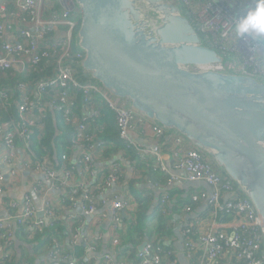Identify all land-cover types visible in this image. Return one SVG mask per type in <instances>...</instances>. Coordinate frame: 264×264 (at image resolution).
<instances>
[{
  "label": "built area",
  "instance_id": "obj_1",
  "mask_svg": "<svg viewBox=\"0 0 264 264\" xmlns=\"http://www.w3.org/2000/svg\"><path fill=\"white\" fill-rule=\"evenodd\" d=\"M177 2L205 43L230 56L224 68L259 77L264 82V66L257 60V52L264 50L258 41L262 20L252 18L245 10L237 11L223 0ZM250 2L246 0L245 5ZM79 14L74 0H0V81L17 83L0 88V108L14 106V115L0 118V161L4 164H0V197L17 182L18 169L43 176L30 183L20 212L19 203L13 201L8 205L11 210L0 217V264H12L16 226L20 225L32 237L46 224L39 212L50 221L57 218L55 201L48 194L54 190L60 203L82 214H91L99 204L109 203L111 243L113 247L119 244L117 230L128 202L124 196L105 194L107 188L122 181L123 168L118 160L121 157L116 159L114 155L107 166H96L100 152L110 146V142L97 136L98 129L104 127L103 122L97 124V119L102 120V109H108L114 117L121 151L135 152L148 167L168 175L167 184L185 181L207 186L190 192L185 206L186 211L192 205L208 208L205 229L200 230L199 224L192 222L182 229L183 253L189 261L264 264L256 255L264 242L258 215L251 202L236 193L238 187L213 160L181 134L167 131L130 107L126 100L112 97L98 83L82 76L79 62L83 52L75 41ZM233 29L240 30L238 37L233 35ZM48 111L56 112L72 127L70 165L61 163L57 168L50 158L37 160L32 154L33 137L42 136ZM146 133L151 134L153 144L149 148L139 147L134 134ZM121 151L118 153L123 154ZM173 171H182V175ZM35 197L41 199L38 208L34 205ZM168 200L169 195L164 193L159 202L162 214L167 213ZM219 212L232 219L218 220ZM73 220L76 222L71 243H75L83 226L79 218ZM244 230H249L250 235H242ZM51 246L50 264H81L74 259L65 261L70 255L61 252L57 241ZM224 252H233L234 259L223 260ZM176 254L171 247L148 241L132 264H176ZM101 264L117 263L112 254L105 253Z\"/></svg>",
  "mask_w": 264,
  "mask_h": 264
},
{
  "label": "water",
  "instance_id": "obj_2",
  "mask_svg": "<svg viewBox=\"0 0 264 264\" xmlns=\"http://www.w3.org/2000/svg\"><path fill=\"white\" fill-rule=\"evenodd\" d=\"M74 1L82 76L206 153L251 202L264 240V82L224 68L228 55L177 0Z\"/></svg>",
  "mask_w": 264,
  "mask_h": 264
},
{
  "label": "crops",
  "instance_id": "obj_3",
  "mask_svg": "<svg viewBox=\"0 0 264 264\" xmlns=\"http://www.w3.org/2000/svg\"><path fill=\"white\" fill-rule=\"evenodd\" d=\"M223 1L237 11L245 10L252 18L260 19L264 23V0H250L251 2L248 5H245L246 0ZM239 33V29H233L235 37H238ZM258 41L264 47V25L258 31ZM257 60L264 66V50L261 49L257 52ZM103 123H106V121H103ZM152 139L150 133L134 134V141L142 148H149L153 144ZM1 152L2 145L0 144ZM115 155H117L116 159L121 157L118 160L122 164L123 180L107 188L105 194L107 196L114 194L124 196L128 202L117 230L119 244L113 247L111 243L112 232L109 223L111 205L109 203L99 204L98 208L91 214H82L76 208L60 203L57 199L58 192L54 190L48 194L55 201L57 218L62 220V225L66 229L59 236V239L53 236L52 243L58 241L63 253H65L66 249L73 252L75 245H83L85 250L80 256L81 262L79 263L81 264H101L102 256L105 253L112 254L117 264H132L138 250L137 247L143 241L161 240L164 245L171 247L178 253L179 245L182 244V229L186 223H198L200 230L206 228L208 221L204 217L205 208L203 204L192 205L190 211L185 210L189 193L193 190L207 188L204 183L175 181L171 184H166V176H164L166 174L162 172L153 175L149 181L145 177L146 171H142L139 166L142 164L146 167V164L138 158H134V154H129L128 158L119 153ZM0 164L4 166L1 161ZM108 164L109 161L105 160L104 155L97 157L96 166L98 165L99 169ZM173 173L178 176L182 175V171H173ZM42 178L41 174L18 169L17 182L9 186L0 197V217H4L7 211L11 210L8 209V205L13 201L19 203L17 211L20 212L22 210L23 196L29 191L30 183L35 179L39 180ZM164 193L169 195L166 214H162L159 210V202ZM34 205L37 208L41 206L39 197L34 198ZM73 218H79L83 222L75 243H71L73 223L76 222ZM49 222L50 220L46 224ZM136 223L140 224V230L134 229ZM13 239L12 254L15 264H50L48 248L51 245L40 247L43 244L41 238L32 239V237L21 233L16 237L13 235ZM90 245L94 246V248H91ZM131 250L133 251L131 252ZM69 255H72L74 260H78L73 253L70 252ZM186 261L187 264H193L188 259ZM176 264H179L177 258Z\"/></svg>",
  "mask_w": 264,
  "mask_h": 264
},
{
  "label": "trees",
  "instance_id": "obj_4",
  "mask_svg": "<svg viewBox=\"0 0 264 264\" xmlns=\"http://www.w3.org/2000/svg\"><path fill=\"white\" fill-rule=\"evenodd\" d=\"M74 15V14H73ZM78 18V22L80 24V19H81V15H77ZM17 83H8L7 81H4V79H2L0 81V88H4L7 86H15ZM15 98V97H13ZM8 114H13L14 115V106L12 105L11 107H8L6 110L1 109L0 108V118H4L6 117ZM103 118H105L103 120ZM105 122V126L102 129H98L97 131V136L103 140H106L107 142H110V146L105 148L104 150H102L100 152V155H104L105 160H108L109 158L113 157L115 154H117L119 151H121L119 148V139H118V135H117V127L114 121V117L111 114V112L108 109H102V120L97 119V124L99 125L101 122ZM72 127L68 124H66L61 116L59 114H57L56 112H51L48 111L47 112V118H46V127L45 130L42 133V136L39 138L38 135L33 137V144L31 145V149H32V154L35 156V158L37 160H42L45 157L50 158V160L52 161V163L55 165V167H59V165L62 163H65L67 165L69 164V161L71 160L70 157H72V144H71V135H72ZM39 134V133H38ZM123 153L124 157L128 158L129 154H134V158H138L139 157L135 154V152L129 150V149H123L121 151ZM140 160V159H139ZM141 161V160H140ZM146 164V167L143 166L141 163L140 168L142 169V171H146V178L147 180L150 181L151 177L155 174H160V171L153 169L152 167H148L147 163L145 161H143ZM138 171V169H136ZM78 168L75 167V173H77ZM163 175V174H162ZM165 179V183L167 184V175ZM121 180H123V176L121 177ZM233 183V182H232ZM235 187H237L235 185V183H233ZM201 189H206V188H201ZM237 194H239L241 197H245L239 190H237L236 192ZM204 217L208 216V208L204 210ZM56 216H58L56 214ZM217 219L222 221V222H226L232 219V216L225 214L224 212H219ZM141 226L140 224L136 223L134 225V229H138L140 230ZM66 229V227H64L62 225V220L56 218L54 220H51L48 224L44 225L43 228L38 231L37 233H35L32 236V239H39L41 238L43 240V244L40 247L43 246H49L52 245V237H58L62 235V232ZM226 231H229V229H226ZM23 234V235H27V232H25V230L19 225L16 226L13 230V235L16 237L19 234ZM242 235L244 236H248L250 235L249 230H244L241 231ZM14 240V239H13ZM154 243H159L161 246L163 247H169L164 245V243L160 240V241H152ZM12 246H14V243L12 241ZM57 244H59V242L57 241ZM53 246H51L52 248ZM60 249L61 246L59 245ZM226 247V246H225ZM66 249V248H65ZM132 249V248H131ZM85 248L83 245H75L73 247V252L71 250H67L65 251V253H63V251L61 250V252L63 254H69L70 252L73 253V255L75 257H77L78 262L80 261V256L82 254V252H84ZM133 250H131L132 252ZM258 257L262 258L264 260V243H262L259 247V252L256 254ZM136 254L134 256V260H135ZM235 254L233 252H224L223 253V260L227 261V259L224 258H232L234 259ZM13 256H12V264H15L13 261ZM221 260V263L222 261ZM235 262V261H234ZM237 263V262H236ZM43 264V263H42ZM61 264H63V262H61Z\"/></svg>",
  "mask_w": 264,
  "mask_h": 264
},
{
  "label": "rangeland",
  "instance_id": "obj_5",
  "mask_svg": "<svg viewBox=\"0 0 264 264\" xmlns=\"http://www.w3.org/2000/svg\"><path fill=\"white\" fill-rule=\"evenodd\" d=\"M229 57H230V56H229ZM229 57H228V58H229Z\"/></svg>",
  "mask_w": 264,
  "mask_h": 264
}]
</instances>
